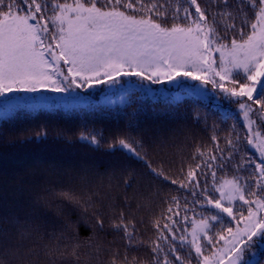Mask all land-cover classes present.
Masks as SVG:
<instances>
[{"label":"trees","instance_id":"16d2710c","mask_svg":"<svg viewBox=\"0 0 264 264\" xmlns=\"http://www.w3.org/2000/svg\"><path fill=\"white\" fill-rule=\"evenodd\" d=\"M176 2L171 0L169 5L168 26L188 23L183 19L185 4H181V20H172ZM198 2L210 12L222 10L210 0ZM229 5L230 10L237 7L235 0H229ZM51 14L49 7L46 15ZM235 23L236 28L225 35V24L217 17L221 42L242 39L240 17ZM249 31L244 28V38ZM234 106L219 105L183 85L152 96L134 84L94 93L89 99L2 102L0 258L5 264H113V260L115 264H161L165 255L172 258L168 244L157 239L163 232L171 241L165 223L173 228L187 211L217 214L204 200L206 194L216 198L214 185L224 179H237L246 196L255 191V165L260 161L248 146L245 125ZM39 132L45 135L37 138ZM82 133L95 136L98 144L81 140ZM121 139L134 143L143 159L120 147ZM229 139L234 147L228 145ZM213 155L215 161L209 159ZM196 164H201L199 187L193 181L181 188L179 181ZM219 215L229 223L230 217ZM121 218L129 225L130 237L113 227ZM157 221L159 229L154 226ZM154 241L162 244L163 252H152ZM253 254L252 264H264L263 245Z\"/></svg>","mask_w":264,"mask_h":264},{"label":"snow or ice","instance_id":"6c2138e0","mask_svg":"<svg viewBox=\"0 0 264 264\" xmlns=\"http://www.w3.org/2000/svg\"><path fill=\"white\" fill-rule=\"evenodd\" d=\"M170 4L171 0H72L71 3L67 0H0V97L13 92H35L49 84L54 86L53 91L63 92L72 86L93 88L118 84L122 77H137L153 84L165 80L175 82L178 77H186L200 81L202 85L210 84L212 89L218 88L227 97L239 98L236 102L249 126L248 143L253 144L251 125L254 121L249 118V113L264 110V0H235L237 7L231 10L229 0H210V4L222 9L219 12L202 8L198 0H177L172 20H181V4H185L183 19L188 23L174 22L168 26ZM49 7L52 14L46 15ZM217 17L219 23L225 24V35L236 28L235 21L240 17L239 35L242 39L233 38L230 45L221 43L224 37L218 31ZM229 20L232 23H227ZM245 27L250 29L246 38ZM211 52L220 53L218 70L213 66L215 61L209 59ZM61 62L68 68L67 75L60 71ZM240 72L243 73V81L234 78V73ZM57 76H62L63 80L56 79ZM65 83L67 88L63 86ZM229 84L231 87L227 86ZM245 97L247 100L240 102ZM260 114L264 117V113ZM36 135L39 138L45 133ZM255 137L261 154V162L255 165V171L260 174L257 178V187L260 188L264 181V138L259 133ZM80 139L98 144L95 136L82 133ZM227 143L234 147L231 139ZM118 144L128 153L143 159L134 143L121 139ZM216 150L220 151L218 145ZM197 153L204 156L199 149ZM209 159L215 161L217 157L213 155ZM148 167L151 169L150 164ZM207 167L211 169L212 164H207ZM200 168L201 164L189 168L184 179L179 181L180 187L187 188L196 181L195 187L198 188ZM151 170L168 180L162 171ZM212 175L215 178V171ZM171 183L176 184L177 180ZM203 191L207 193V188ZM215 191L219 198L213 199L206 194L204 202L209 210H218L217 214L193 221L191 249L199 258V264H225V256L227 264H252L246 259V251L254 243L264 240V216H258L260 211H264V199L252 192L255 199L247 200L235 178L224 179ZM237 198L244 204H255V210L248 208V215L243 218V229L233 232L228 228V236L217 234V238L230 247L204 256L201 234L211 244L212 237L208 235L210 222L219 221V213L235 219L231 205ZM172 199L175 207L179 208L177 198ZM167 211L171 212L172 207ZM168 220L176 223L171 216ZM100 226H103L102 222ZM154 226L159 229V221ZM113 227L123 229L125 236H131L129 225L123 223V218ZM163 227L172 233L171 241L163 232H159L157 239L169 244L168 252L174 254L176 262L185 264L184 258L177 253L187 242V236H180L181 243L177 246L173 243L177 237L170 224L165 223ZM163 251L162 244L154 241L152 252ZM0 264H5L2 258ZM163 264H172L167 255Z\"/></svg>","mask_w":264,"mask_h":264},{"label":"rangeland","instance_id":"374dc122","mask_svg":"<svg viewBox=\"0 0 264 264\" xmlns=\"http://www.w3.org/2000/svg\"><path fill=\"white\" fill-rule=\"evenodd\" d=\"M71 3V2H69ZM221 42V41H220ZM223 43V42H221ZM230 45V44H229ZM218 46V45H217ZM50 59V58H49ZM209 59L214 60L215 64L213 65L215 68H219V60H220V53L219 52H211L209 54ZM190 70V69H188ZM60 71L64 73V75L68 74V68L66 66L63 65V62H61V66H60ZM200 73H194V75H199ZM242 74V75H241ZM56 79L58 80H63L62 76H57ZM218 79V77H217ZM237 80H241L243 81L244 77H243V73L240 72L238 74V76L235 78ZM125 81H134L135 83H133L136 86H139L140 89H142L143 91H145L146 93H148L149 95H164L165 93H167L169 91L170 88H174L178 85H183L186 88L190 89L191 91H193L195 94L204 97L206 99H211V101L218 103L219 105H225L227 103H234V107L235 109L238 111L240 118L242 120V122L245 125V130L247 131V143H248V137L250 135L249 132V126L247 121H245L244 116H243V112L239 107V103L236 102L239 98H232V97H227L225 96L223 93L219 92V89H212V86L210 84L208 85H202L200 81H196V80H191L189 78L186 77H178V80L175 82H169V81H164L162 83H156L153 84L150 81H140L139 78L137 77H122L121 78V82L118 84H114V85H98L96 87L93 88H77L75 86H72L71 88H67V84L65 83L63 86L67 88L66 91L63 92H57V91H53V85L49 84L47 87L44 88H40L38 91L35 92H25V91H21V92H13V93H8L5 96L0 97V104L4 101H8V100H12L13 97H15L14 99H20V100H26V99H44V100H63V99H89L91 98L94 93H100L102 94L105 91H109V90H116L120 87H123L125 85H129L128 83H125ZM182 82V84H181ZM228 87H231V85H227ZM247 98H243L242 100H240V102H244L246 101ZM254 108H258V106H254ZM260 113H264V110H260ZM253 111L252 113H249V118L254 121V123L251 125V136L253 139V144H249L248 146L249 148L252 150V152H254V154L257 156V158L259 159V161L261 162V154L259 149L257 148L256 144V137L255 134L259 133L260 136L262 138H264V117H262V115ZM260 176V174L257 172L256 175V179H255V191L254 192H260L262 191L261 189H264V181L261 182V186L260 188L257 187V178ZM222 182V181H221ZM221 182L217 183L214 185V187L218 186ZM215 188H214V194H215ZM259 197H261L262 199H264V191H262L260 193V195H258ZM216 198H219V193L216 192ZM245 198L249 201L255 199L254 196L251 195H245ZM206 204V203H205ZM225 206H228L227 202H225ZM234 208V215L235 219H233L232 217H230L231 219L228 220V222L230 223H223V220L220 219L219 221H211L210 222V230L208 231V235L212 237V243L209 244L206 240L203 239V234H201V244L203 245V255L204 256H211V254L213 252L218 251L221 248H225V247H230V245H226L225 241L223 240H219L217 238V234L218 233H222L225 236H228V233L226 232V229L228 228H232L233 232H235L237 229H243L245 227V222L243 220L244 217H247L248 215V208L252 207L255 210V204H244L243 201L239 200L238 198L236 200H234L232 202L231 205ZM188 214H185V216L179 221L177 222L173 229V232L175 234V236L177 237V239L173 242L174 244H178L177 246L180 245V240L178 239L180 236H187V242H185L183 248L179 249L178 253L180 256H182L184 258V262L185 264H199V258H192L189 253H192L195 255L196 257V253L193 249H191L190 246V241H191V231H192V227H193V221H200L201 219H203L204 217H206L205 215H202L199 212L196 213H190L189 211H187ZM224 214V216L228 219L229 217L227 216V214ZM258 216H264V211H260L258 213ZM185 217H187L188 219L185 220ZM212 225H214L215 227L212 228ZM185 229L187 231H185ZM168 233V232H167ZM169 236V234H168ZM170 236H172V233H170ZM231 237H229L230 239ZM245 240L247 239L246 237H243ZM257 240H260V238H257ZM168 244V243H167ZM257 245H255V243L253 244V246L246 251V259H248L249 261H253L255 258L254 256V251L256 248H258L259 246H264V241L256 243ZM167 247H169V244L167 245ZM182 250L186 251V254L183 255L182 254ZM169 260L174 259V254H172V258H168ZM164 258L161 259V262L163 263ZM195 261V262H193ZM176 262V261H175ZM161 263V264H162ZM225 264H227V257L225 256Z\"/></svg>","mask_w":264,"mask_h":264}]
</instances>
